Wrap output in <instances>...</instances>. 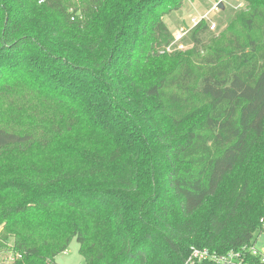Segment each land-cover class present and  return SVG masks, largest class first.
<instances>
[{"label":"trees","instance_id":"trees-1","mask_svg":"<svg viewBox=\"0 0 264 264\" xmlns=\"http://www.w3.org/2000/svg\"><path fill=\"white\" fill-rule=\"evenodd\" d=\"M242 1L168 53L185 0H0V255L184 264L258 241L264 0Z\"/></svg>","mask_w":264,"mask_h":264},{"label":"rangeland","instance_id":"rangeland-1","mask_svg":"<svg viewBox=\"0 0 264 264\" xmlns=\"http://www.w3.org/2000/svg\"><path fill=\"white\" fill-rule=\"evenodd\" d=\"M219 3H224V9L215 7ZM242 4L243 6H241ZM245 8L246 5H244L242 0H185L184 6L180 11L173 12L164 18L171 33L177 34L183 27H188L186 31L189 29V32L182 40L184 49L180 50L177 44L168 47L166 51L168 53H183L193 50L195 46L190 40L192 29L188 26L191 18H202L205 16L209 21L215 23L216 28L214 30L211 29V31L214 32V37L217 38L226 31L228 22L233 18L235 13ZM3 227L4 224L0 226V232ZM258 247L264 248V236L258 239ZM9 258L11 256H6L5 254L0 255V264H10L11 259ZM55 261L58 264H84V259L79 253L77 240H73L69 249L56 257Z\"/></svg>","mask_w":264,"mask_h":264},{"label":"built area","instance_id":"built-area-1","mask_svg":"<svg viewBox=\"0 0 264 264\" xmlns=\"http://www.w3.org/2000/svg\"><path fill=\"white\" fill-rule=\"evenodd\" d=\"M241 6H243V4ZM215 7L218 8V5ZM202 21L208 22L212 30L216 28L215 23L209 21L205 16L202 18H191L188 26L189 28L193 29ZM187 28L188 27H183L177 32V34L172 33L173 43L171 44V47L178 44V48L180 50L184 49L182 40L189 32V29L186 31ZM262 224L264 227V219L262 220ZM261 236H264V234L261 233ZM256 258H258L260 264H264V248L258 247V241L249 248L244 247L239 251L229 252L225 255H220L217 252L207 248L193 247L185 259L184 264H253Z\"/></svg>","mask_w":264,"mask_h":264},{"label":"water","instance_id":"water-1","mask_svg":"<svg viewBox=\"0 0 264 264\" xmlns=\"http://www.w3.org/2000/svg\"><path fill=\"white\" fill-rule=\"evenodd\" d=\"M224 7H225V6H224L223 3H219V4H218V9H224Z\"/></svg>","mask_w":264,"mask_h":264},{"label":"clouds","instance_id":"clouds-1","mask_svg":"<svg viewBox=\"0 0 264 264\" xmlns=\"http://www.w3.org/2000/svg\"><path fill=\"white\" fill-rule=\"evenodd\" d=\"M224 4V3H223Z\"/></svg>","mask_w":264,"mask_h":264}]
</instances>
